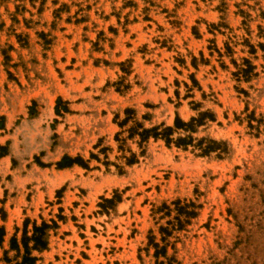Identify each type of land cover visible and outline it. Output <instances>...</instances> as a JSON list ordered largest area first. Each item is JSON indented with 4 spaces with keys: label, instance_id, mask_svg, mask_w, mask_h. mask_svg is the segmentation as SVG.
<instances>
[{
    "label": "rangeland",
    "instance_id": "374dc122",
    "mask_svg": "<svg viewBox=\"0 0 264 264\" xmlns=\"http://www.w3.org/2000/svg\"><path fill=\"white\" fill-rule=\"evenodd\" d=\"M203 113L221 153L141 142ZM25 221L32 264H264V0H0V264Z\"/></svg>",
    "mask_w": 264,
    "mask_h": 264
},
{
    "label": "trees",
    "instance_id": "16d2710c",
    "mask_svg": "<svg viewBox=\"0 0 264 264\" xmlns=\"http://www.w3.org/2000/svg\"><path fill=\"white\" fill-rule=\"evenodd\" d=\"M249 71L244 69L242 70V73L247 75ZM59 105L60 100L58 99L56 101V106L54 109V112L56 115L59 114ZM63 111H66V108H63ZM214 120V116L210 113H203L198 118H191L190 121L184 122L182 121L178 116L174 120V124L172 127H153L151 129H143L140 133V139L141 142H144L148 140L149 138H152L154 140H162L166 147H170L172 144L176 148H181L186 150L187 147L191 146L194 149H198L200 151L201 156H209L212 152H223L224 150L221 148L222 144L219 142H216L214 140H204L200 139L195 142V139L192 138L191 134L195 133V130L197 127L203 126L206 120ZM182 131L186 133V135L181 136L178 135L177 137H173V134ZM195 142V143H194ZM79 164L80 159L78 158H71L69 156H63L62 160L57 163V168L62 169L68 166H71L72 164ZM108 203H111V200H105ZM178 202H176L177 204ZM189 207H193V204H190ZM186 216L188 217H194L195 213L193 211H186ZM28 221H25L24 224V232H23V238H22V246L24 249V256L22 259V262L19 264H32L35 262V258L29 257V249L37 250V251H43L47 247V240L45 238V231L49 228L48 225L45 223H41V225L36 226L35 224L32 225V235L27 236L26 227ZM4 235L3 229L0 228V244L2 242V236ZM32 243L31 248L29 247V244ZM155 247H158L156 244H154ZM10 247L11 249H18L17 240L15 237H12L10 239ZM159 253V252H157ZM156 253V254H157Z\"/></svg>",
    "mask_w": 264,
    "mask_h": 264
}]
</instances>
